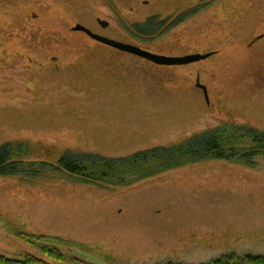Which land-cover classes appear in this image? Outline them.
I'll return each instance as SVG.
<instances>
[{
    "label": "rangeland",
    "instance_id": "obj_1",
    "mask_svg": "<svg viewBox=\"0 0 264 264\" xmlns=\"http://www.w3.org/2000/svg\"><path fill=\"white\" fill-rule=\"evenodd\" d=\"M76 23L160 55L213 54L155 65L72 31ZM223 126L264 133V0H0V147L29 168L0 175V255L43 257L20 234L87 264L264 255V156L125 185L42 165L125 157Z\"/></svg>",
    "mask_w": 264,
    "mask_h": 264
},
{
    "label": "trees",
    "instance_id": "obj_2",
    "mask_svg": "<svg viewBox=\"0 0 264 264\" xmlns=\"http://www.w3.org/2000/svg\"><path fill=\"white\" fill-rule=\"evenodd\" d=\"M160 21L156 18V23ZM154 23V24H156ZM264 156V133L249 128L223 126L208 130L180 143L156 146L129 156L105 159L93 156L63 155L56 164H42L62 170L85 182L125 185L153 176L156 173L206 160H225L242 163ZM244 163V162H243ZM252 164V163H250ZM27 164L10 144L0 147V175L28 173ZM28 244L36 247L41 256L26 254L22 259L0 255V264H87L73 254L62 253L42 236L20 234ZM184 264V263H160ZM209 264H264V255L228 253Z\"/></svg>",
    "mask_w": 264,
    "mask_h": 264
},
{
    "label": "water",
    "instance_id": "obj_3",
    "mask_svg": "<svg viewBox=\"0 0 264 264\" xmlns=\"http://www.w3.org/2000/svg\"><path fill=\"white\" fill-rule=\"evenodd\" d=\"M97 23L103 28L107 26V22L100 20V19H97ZM71 30L76 31V32H82L91 40L98 42L102 45L111 47V48L118 50L120 52L131 54L133 56H136L138 58H141L143 60H146L148 62L155 64V65H160V66L187 65V64H191V63H195L198 61L205 60L213 54V52H208L205 54L193 53V54H187V55H183V56L160 55V54H156V53L150 52L148 50H145L139 46L128 44V43H123V42L108 38L106 36L100 35L98 33L93 32L88 27H86L82 24H79V23H76L71 28ZM261 37H262V35L255 37L250 42V44H253L254 42H256ZM195 84H196V87H198L202 90L203 95L207 101L208 94H207L206 86L200 83L198 77L196 78Z\"/></svg>",
    "mask_w": 264,
    "mask_h": 264
}]
</instances>
